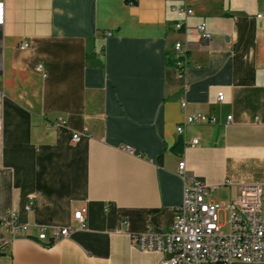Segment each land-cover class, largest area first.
I'll return each instance as SVG.
<instances>
[{
  "label": "crops",
  "instance_id": "1",
  "mask_svg": "<svg viewBox=\"0 0 264 264\" xmlns=\"http://www.w3.org/2000/svg\"><path fill=\"white\" fill-rule=\"evenodd\" d=\"M0 2V264H159L168 254L130 237L170 229L180 161L218 206H262L264 0ZM183 5L192 15L178 31L170 8ZM175 43L183 74L165 65ZM187 114L214 121L177 134ZM80 207L84 230L50 246L29 239L37 226L75 228Z\"/></svg>",
  "mask_w": 264,
  "mask_h": 264
},
{
  "label": "built area",
  "instance_id": "2",
  "mask_svg": "<svg viewBox=\"0 0 264 264\" xmlns=\"http://www.w3.org/2000/svg\"><path fill=\"white\" fill-rule=\"evenodd\" d=\"M170 11L175 17L174 29L182 30L184 21L192 15V10L183 5L172 6ZM256 17L261 18L262 15L258 14ZM3 22L4 9L0 2V26ZM195 30L201 42L210 40V34L204 23H199ZM25 46L22 44L21 47ZM172 54L175 59V68L183 74L187 67L185 47L175 43ZM37 68L40 69V66ZM215 101H223L222 92L216 94ZM1 104L2 94L0 93V131L2 128ZM184 107L185 103L182 102L180 108L183 110ZM230 120L231 117H227V121ZM213 121V118L203 114H187L175 130L177 134H181L185 126L210 124ZM54 124L63 126L64 122L58 118ZM83 135L85 133H73L71 141L76 142ZM195 144L197 140L190 142V145ZM177 168V175L183 181V191L180 203L173 210V223L170 229L161 233L146 230L131 236V244L142 253L168 254V258L159 264H232L233 262L264 264V197L261 199L262 206L254 210L238 211L232 204L218 206L211 199L214 187L196 182L186 175L183 161L178 163ZM24 209L26 212L32 211V197H28ZM85 214V207L74 211L72 219L76 223L75 228L37 226L36 235L29 239L47 246L50 242L54 243L66 238L73 230H84ZM221 215L225 217V223L228 226L226 232L222 230L224 225L220 221ZM19 229L26 232L28 226L22 225ZM47 229H50L49 236L46 234Z\"/></svg>",
  "mask_w": 264,
  "mask_h": 264
},
{
  "label": "trees",
  "instance_id": "3",
  "mask_svg": "<svg viewBox=\"0 0 264 264\" xmlns=\"http://www.w3.org/2000/svg\"><path fill=\"white\" fill-rule=\"evenodd\" d=\"M125 4L127 5H134L135 0H123ZM181 59V58H178ZM165 65L168 67H175V59L173 58V54L166 53L165 54ZM182 147V141L178 139V141L173 146L174 150H180ZM52 242H50L47 246H50Z\"/></svg>",
  "mask_w": 264,
  "mask_h": 264
},
{
  "label": "rangeland",
  "instance_id": "4",
  "mask_svg": "<svg viewBox=\"0 0 264 264\" xmlns=\"http://www.w3.org/2000/svg\"><path fill=\"white\" fill-rule=\"evenodd\" d=\"M220 221H221V223L224 225V227L222 228L223 232H226L228 226H227L226 223H225V217H223V215H221V217H220Z\"/></svg>",
  "mask_w": 264,
  "mask_h": 264
}]
</instances>
